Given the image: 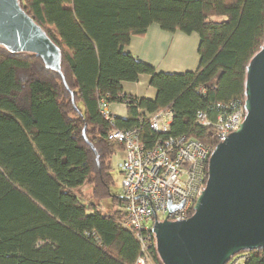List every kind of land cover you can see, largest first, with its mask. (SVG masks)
<instances>
[{
	"label": "trees",
	"instance_id": "trees-1",
	"mask_svg": "<svg viewBox=\"0 0 264 264\" xmlns=\"http://www.w3.org/2000/svg\"><path fill=\"white\" fill-rule=\"evenodd\" d=\"M20 4L59 47L68 88L37 56L0 47V264H136L141 244L122 225V193L111 192V159L123 146L109 140L113 127L99 101L125 104L128 116L115 127L140 128L144 141L159 136L150 116L172 108L169 135L216 147V132L199 125L197 113L216 120L232 103L245 106L247 67L264 44V0ZM153 24L199 36L196 71L157 72L124 52ZM141 76L154 98L125 93L123 84ZM151 253L162 264L155 246ZM242 253L245 264H264V249Z\"/></svg>",
	"mask_w": 264,
	"mask_h": 264
},
{
	"label": "water",
	"instance_id": "water-1",
	"mask_svg": "<svg viewBox=\"0 0 264 264\" xmlns=\"http://www.w3.org/2000/svg\"><path fill=\"white\" fill-rule=\"evenodd\" d=\"M0 47L37 56L67 87L59 47L20 0H0ZM245 94V120L212 152L192 216L156 222L162 264H227L237 254L264 249V44L248 64Z\"/></svg>",
	"mask_w": 264,
	"mask_h": 264
},
{
	"label": "built area",
	"instance_id": "built-area-1",
	"mask_svg": "<svg viewBox=\"0 0 264 264\" xmlns=\"http://www.w3.org/2000/svg\"><path fill=\"white\" fill-rule=\"evenodd\" d=\"M99 109L113 127L109 140L123 146L119 168L126 216L122 225L141 244L142 253L136 264H155L151 251L156 247V222L183 221L192 216L206 188L209 160L215 147L186 135H169L175 118L172 108L150 116V127L159 135L152 142L144 141L140 128H116V115L105 99L99 101ZM227 109L230 112L216 120L206 112L197 113V123L213 128L218 144L237 131L246 117L245 106L239 102ZM248 260L249 255L242 253L227 264H245Z\"/></svg>",
	"mask_w": 264,
	"mask_h": 264
},
{
	"label": "crops",
	"instance_id": "crops-1",
	"mask_svg": "<svg viewBox=\"0 0 264 264\" xmlns=\"http://www.w3.org/2000/svg\"><path fill=\"white\" fill-rule=\"evenodd\" d=\"M56 32V27L53 25ZM59 36V35H58ZM199 36L182 32L169 33L159 25L149 27L145 36H133L124 52L139 61L152 65L157 72L182 74L194 72L199 66ZM126 94L139 98H154L156 90L149 86V76H141L136 83L123 84ZM111 111L116 118L126 119L128 109L125 104H112Z\"/></svg>",
	"mask_w": 264,
	"mask_h": 264
},
{
	"label": "rangeland",
	"instance_id": "rangeland-1",
	"mask_svg": "<svg viewBox=\"0 0 264 264\" xmlns=\"http://www.w3.org/2000/svg\"><path fill=\"white\" fill-rule=\"evenodd\" d=\"M122 154L123 152H119L118 154L114 155L111 159V167H112V174L114 176V184L111 187V192L114 195H119L122 193L121 181H122V174L120 173L119 165L122 161ZM86 192V196L90 195V189L86 187L82 193ZM85 196V195H84ZM85 196V198H87ZM103 206L107 209L110 205L108 203H104Z\"/></svg>",
	"mask_w": 264,
	"mask_h": 264
}]
</instances>
